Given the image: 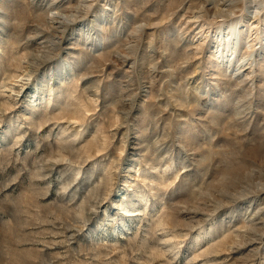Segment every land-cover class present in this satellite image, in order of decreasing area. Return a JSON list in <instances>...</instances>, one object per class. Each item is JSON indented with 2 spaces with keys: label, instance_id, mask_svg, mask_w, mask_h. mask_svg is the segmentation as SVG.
Wrapping results in <instances>:
<instances>
[{
  "label": "rangeland",
  "instance_id": "374dc122",
  "mask_svg": "<svg viewBox=\"0 0 264 264\" xmlns=\"http://www.w3.org/2000/svg\"><path fill=\"white\" fill-rule=\"evenodd\" d=\"M0 100V264H264V0H0Z\"/></svg>",
  "mask_w": 264,
  "mask_h": 264
},
{
  "label": "bare ground",
  "instance_id": "6f19581e",
  "mask_svg": "<svg viewBox=\"0 0 264 264\" xmlns=\"http://www.w3.org/2000/svg\"><path fill=\"white\" fill-rule=\"evenodd\" d=\"M228 1V0H227ZM256 3V1H253V2H251L250 4H253V3ZM254 3V4H255ZM237 5V4H236ZM257 9V8H256ZM72 17V16H71ZM70 16L68 17V16H63L61 19L64 21V23H66L67 21H70ZM54 21V20H53ZM67 25V24H66ZM68 26V25H67ZM231 33L235 36V38L237 39V36H238V31H237V29L235 28V26L231 29ZM198 48V47H197ZM249 58L251 59V60H253V58H254V55L253 54H249ZM245 61H247V58H245L244 59ZM244 61V62H245ZM243 62V61H242ZM244 69H245V67H244V63H241L240 64V66L238 67V68H236V75H240V74H242L243 72H244ZM1 101V100H0ZM11 103V102H10ZM6 104V103H5ZM9 104V103H8ZM123 210V212L124 213H130V211H127L125 208L124 209H122Z\"/></svg>",
  "mask_w": 264,
  "mask_h": 264
}]
</instances>
